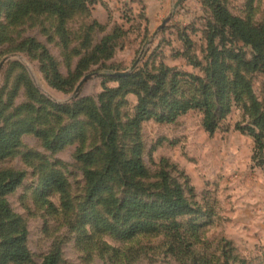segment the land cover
<instances>
[{
	"label": "rangeland",
	"instance_id": "374dc122",
	"mask_svg": "<svg viewBox=\"0 0 264 264\" xmlns=\"http://www.w3.org/2000/svg\"><path fill=\"white\" fill-rule=\"evenodd\" d=\"M26 1L0 0V134L33 131L22 134L18 147L0 161V172L21 177L18 188L0 198L8 208L0 215L18 220L16 230L29 252V261L17 264H41L52 252L59 253V264H264V148L257 150L254 138L238 130L264 113V75L242 70L245 82L237 84L231 55L224 58L230 112L213 134L204 129L200 110L172 123L150 119L131 131L138 97L129 93L114 102L119 151L131 158L139 146L147 176L129 186L108 182V191L119 199L152 202L166 173L183 187L195 213L178 218L175 230L160 222L155 234L126 239L106 229L110 219L102 207L86 203V167L79 157L91 155V168L101 170L103 140L77 105L99 106L105 89L120 85L115 73L147 77L169 68L164 96L152 108L156 113L174 100H202V88L189 76L200 78L220 115L221 96L207 80L208 43L216 25L211 0H170L164 12L150 15L142 0H85L63 23L47 11L17 13ZM219 2L249 25H264V0ZM111 35L107 50L95 54ZM215 46L248 60L253 56L229 31L215 38ZM52 63L67 85H52ZM94 73L76 94L82 79ZM53 173L65 178L66 194L46 186Z\"/></svg>",
	"mask_w": 264,
	"mask_h": 264
},
{
	"label": "trees",
	"instance_id": "16d2710c",
	"mask_svg": "<svg viewBox=\"0 0 264 264\" xmlns=\"http://www.w3.org/2000/svg\"><path fill=\"white\" fill-rule=\"evenodd\" d=\"M212 12L216 25L213 26L214 33L209 38L208 51L212 58L211 64L207 69V80L211 86H215L222 100L220 115L216 114L215 106L208 97L209 86L204 84L200 78H193L194 82L202 88V100L193 98L184 101H171L167 109L156 113L152 110L158 106V100L164 96V87L167 77L171 70L162 67L159 74L131 75L123 78H114L119 82L117 88L105 89L99 96V106L95 104H78V113L85 114L98 128L103 140L100 155L104 163L101 170L92 169L93 157L83 154L79 160L84 164L85 184H86V203L93 205V208L102 207L109 215L106 229L112 233L120 235L126 239H132L137 235L155 234L160 222H170V229H177V219L195 213L194 206L184 193V189L179 184H172L166 173L161 174L162 188L161 193L152 202H143L138 198H117L107 187L108 182H119L129 186L130 180L134 178H145L147 169L141 160L140 147L136 146L131 158H127L123 152L119 151L117 145L118 137V118L120 116L114 102L129 93L138 97V106L134 118L128 123V130L138 129L141 123L155 119L159 123H172L179 116L192 110H200L204 113L203 127L213 134L217 130L218 121L224 118L229 112L230 107L224 102L226 94L228 66L224 63L226 55L233 56L237 62L236 83H244L241 71L261 72L264 75V25L251 26L245 21L232 16L220 4L219 0H211ZM85 0H27L21 4L17 13L29 11H44L58 15L60 22L79 8L83 7ZM231 32L244 45L252 48L253 56L246 59L240 53H231L228 50H220L215 46V38L223 37L227 32ZM113 35L102 40L94 53L107 50ZM53 70L52 85L56 88L67 85V81L60 78L54 64L50 65ZM177 75V74H175ZM238 130L252 136L256 143V148L262 151L264 148V113L254 115L252 124L239 127ZM33 132L32 129H22L17 132L0 134V161L10 156L12 150L18 147L20 137L24 133ZM40 133H38L39 135ZM46 136L45 134H43ZM21 183L19 173L5 170L0 172V198L14 192ZM46 186L58 192L66 194L67 183L63 176L53 173L46 181ZM135 184L134 187H138ZM106 193V194H105ZM103 194H105L103 196ZM0 212L8 214V208L4 202L0 205ZM104 223L102 217H96ZM106 224V222H105ZM18 220H9L7 215H0V230L2 242L0 243L1 259L0 264L25 263L30 259L29 252L25 245V237L22 232L16 230ZM41 264H59V253L52 252Z\"/></svg>",
	"mask_w": 264,
	"mask_h": 264
},
{
	"label": "water",
	"instance_id": "95a60500",
	"mask_svg": "<svg viewBox=\"0 0 264 264\" xmlns=\"http://www.w3.org/2000/svg\"><path fill=\"white\" fill-rule=\"evenodd\" d=\"M170 21V18L165 19L161 26L157 29V33L160 32L165 26L166 24ZM139 61H137V63L132 67V70L136 67V65L138 64ZM97 75V73L94 74H90V75H86L82 81L79 83L77 89H76V94H78L81 90V88L83 87V85L93 76ZM129 75V72H124V73H115L114 76L115 77H119V78H123V77H127Z\"/></svg>",
	"mask_w": 264,
	"mask_h": 264
},
{
	"label": "crops",
	"instance_id": "0c3cea01",
	"mask_svg": "<svg viewBox=\"0 0 264 264\" xmlns=\"http://www.w3.org/2000/svg\"><path fill=\"white\" fill-rule=\"evenodd\" d=\"M148 7V14L150 15L151 10L164 12L170 0H142Z\"/></svg>",
	"mask_w": 264,
	"mask_h": 264
}]
</instances>
